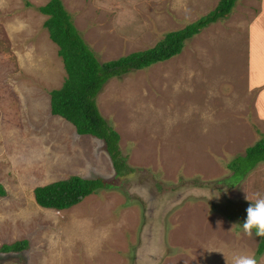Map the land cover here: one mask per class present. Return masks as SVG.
<instances>
[{"label": "rangeland", "instance_id": "obj_1", "mask_svg": "<svg viewBox=\"0 0 264 264\" xmlns=\"http://www.w3.org/2000/svg\"><path fill=\"white\" fill-rule=\"evenodd\" d=\"M48 1L0 0V248L28 240L22 251L0 250V264H227L237 252L259 260V239L242 223L264 195V162L234 184L226 178L264 137V84L248 79L264 81V0H237L178 55L104 84L96 103L133 168L125 177H115L102 140L50 114L49 91L66 73L37 9ZM61 1L102 63L154 46L219 0ZM72 174L113 186L68 209L35 202L36 186Z\"/></svg>", "mask_w": 264, "mask_h": 264}, {"label": "trees", "instance_id": "obj_2", "mask_svg": "<svg viewBox=\"0 0 264 264\" xmlns=\"http://www.w3.org/2000/svg\"><path fill=\"white\" fill-rule=\"evenodd\" d=\"M236 2L237 0H219L209 13L179 30L167 31L154 46L102 63L78 33L71 15L61 0H49L46 4L38 6L39 12L47 16L43 27L47 30L50 40L57 45V54L62 59L66 73L62 85L49 91L50 114L71 123L77 134L91 135L102 140L115 177L129 175L133 168L127 165L126 157L120 152V135L99 113L97 95L112 77L132 70L145 69L178 55L187 39L216 20L225 18ZM25 4L30 5L29 2ZM260 162H264V137L249 146L244 155L237 156L228 164L233 173L226 178V182L236 183ZM112 186V183L103 178L89 179L72 174L36 186L33 195L40 207L63 210L80 203L85 197L100 189ZM5 195L6 190L0 183V197ZM257 237L259 242L256 254L261 255L264 252V237ZM27 247L28 240L23 239L3 244L0 250L5 253L19 252Z\"/></svg>", "mask_w": 264, "mask_h": 264}, {"label": "clouds", "instance_id": "obj_3", "mask_svg": "<svg viewBox=\"0 0 264 264\" xmlns=\"http://www.w3.org/2000/svg\"><path fill=\"white\" fill-rule=\"evenodd\" d=\"M256 197L247 208V218L242 223V229L248 236L255 231L256 236L264 237V195L257 193ZM246 198L249 199L248 196ZM225 258L227 264H264V257L258 260L249 252H237L231 259L226 255Z\"/></svg>", "mask_w": 264, "mask_h": 264}, {"label": "crops", "instance_id": "obj_4", "mask_svg": "<svg viewBox=\"0 0 264 264\" xmlns=\"http://www.w3.org/2000/svg\"><path fill=\"white\" fill-rule=\"evenodd\" d=\"M249 66H250V63H249V60H248V66H247V69H249ZM5 67H6V65H5ZM12 70V69H11ZM251 70H252V67H251ZM6 72H8V69L6 68V70H5V73ZM253 72V71H252ZM248 79H250L249 80V85H251V86H253L252 88L253 89H259V87H260V84H264V81H259L258 79L255 81V83H252L251 82V78H249V76H248ZM6 79H3V81H2V83H4V82H6L5 81ZM7 85H8V83H7ZM251 88V89H252ZM11 92H12V90H11ZM13 94V93H12ZM258 95H261V97L262 96H264V89L263 90H261L260 92H258L257 93ZM15 96V94H13V97ZM14 99V98H13ZM64 120V119H63ZM49 183V182H48ZM47 184V183H46ZM4 187V186H3ZM5 188V187H4ZM262 257H264V252L260 255V258H262Z\"/></svg>", "mask_w": 264, "mask_h": 264}]
</instances>
